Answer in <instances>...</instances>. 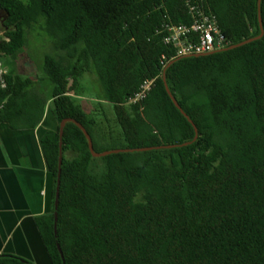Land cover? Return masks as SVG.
Segmentation results:
<instances>
[{"label":"trees","instance_id":"obj_1","mask_svg":"<svg viewBox=\"0 0 264 264\" xmlns=\"http://www.w3.org/2000/svg\"><path fill=\"white\" fill-rule=\"evenodd\" d=\"M257 1L0 0V34L8 39L0 41L4 66L9 59L13 65L34 26L52 40L55 55L43 60L52 85L48 98L36 80L6 68L0 123L34 129L49 101L57 127L42 135L40 147L55 182L58 126L66 118L84 127L96 152L190 142L94 158L82 131L66 123L57 239L53 202L49 213L35 217L51 264H264V0L259 8ZM190 6L196 15L214 17L223 37L218 49L258 36V15L263 35L180 58L164 71L179 57L165 42L166 25L188 27ZM91 69L123 144L112 138L105 146L110 126L73 96ZM148 80L146 96L132 102ZM164 83L195 125V140ZM0 264L32 263L1 254Z\"/></svg>","mask_w":264,"mask_h":264},{"label":"crops","instance_id":"obj_2","mask_svg":"<svg viewBox=\"0 0 264 264\" xmlns=\"http://www.w3.org/2000/svg\"><path fill=\"white\" fill-rule=\"evenodd\" d=\"M56 127L49 101L34 129H11L0 123V255L51 264L35 217L52 208L55 179L47 170L40 138Z\"/></svg>","mask_w":264,"mask_h":264},{"label":"rangeland","instance_id":"obj_3","mask_svg":"<svg viewBox=\"0 0 264 264\" xmlns=\"http://www.w3.org/2000/svg\"><path fill=\"white\" fill-rule=\"evenodd\" d=\"M46 55H55L52 40L41 27L36 25L27 33L26 44L18 53L16 59L13 60V65L10 66L12 60L9 59V61L7 60L9 64H5V68L8 70L14 69L19 75L36 80L38 83L37 89L48 98L52 85L43 73V60ZM77 92L79 93L78 95H73L77 98L76 103L98 122L100 121L110 126L111 131H108L107 136L104 138L105 146L106 144L108 146L112 145V138L114 142H117L116 145L123 144L124 142L118 139L120 127L114 120L112 106L102 101L103 90L93 69L85 72L80 77ZM95 143L97 147L102 145L100 140H96Z\"/></svg>","mask_w":264,"mask_h":264},{"label":"built area","instance_id":"obj_4","mask_svg":"<svg viewBox=\"0 0 264 264\" xmlns=\"http://www.w3.org/2000/svg\"><path fill=\"white\" fill-rule=\"evenodd\" d=\"M196 6H190L189 11L192 15V23L187 26L181 25H166V30L169 33L165 38V42L171 43L176 48V55L183 56L189 54H201L213 51L223 46V37L220 34L214 17L203 13H197ZM189 34H196V40L187 38ZM183 38H185L183 40ZM8 40L0 34V41ZM7 69L3 65V60L0 58V87H4V76ZM153 80L145 81L138 93L134 96L132 102H136L146 96L152 86Z\"/></svg>","mask_w":264,"mask_h":264},{"label":"water","instance_id":"obj_5","mask_svg":"<svg viewBox=\"0 0 264 264\" xmlns=\"http://www.w3.org/2000/svg\"><path fill=\"white\" fill-rule=\"evenodd\" d=\"M259 3H260V0L257 1V6L259 8ZM259 14V13H258ZM258 20H259V26H260V34L256 37H253V38H250L248 40H245L239 44H236V45H231L227 48H223V49H217V50H213V51H210V52H206V53H201V54H189V55H183V56H179L177 58H175L174 60H171L170 62L167 63L166 67L164 68V71L166 68H168L174 61L180 59V58H183V57H189V56H194V57H197V56H204V55H208V54H211L213 52H216V51H221V50H227V49H232V48H235V47H238L240 45H243V44H246L252 40H255V39H259L262 35H263V29H262V26H261V18L260 16L258 15ZM162 79L163 81L165 82V74L163 72V76H162ZM165 84V89H166V92L168 93V96L170 97L171 101L173 102L174 106L181 112V114L188 120V122L192 125L193 129H194V132H195V135L193 137V140L196 139L197 137V129L195 127V125L192 123V121L189 119L188 115H186L183 110L180 108V106L178 105L176 99L172 96V94L170 93L166 83ZM73 123L75 124L81 131L82 133L84 134L85 138H86V141H87V144H88V149H89V152L91 154L92 157L94 158H99V157H104V156H107V155H110V154H115V153H125V152H133V151H146V150H151V149H159V148H170V147H177V146H182V145H186L190 142H186V143H183V144H173V145H164V146H157V147H140V148H132V149H125V148H118V149H111V150H107V151H102V152H96L94 151L93 149V145H92V141H91V138L89 136V134L87 133V131L84 129V127L78 123L77 121H75L74 119H71V118H66V119H63L60 121L59 123V126H58V130H59V155H58V170H57V175H56V184H55V193H54V200H53V230H54V234H55V239H57V231H56V223H57V206H58V198H59V183H60V170H61V163H62V151H61V137H62V132H63V128L65 126L66 123ZM56 247L59 251V253L61 254V249L59 247V244L56 243Z\"/></svg>","mask_w":264,"mask_h":264}]
</instances>
